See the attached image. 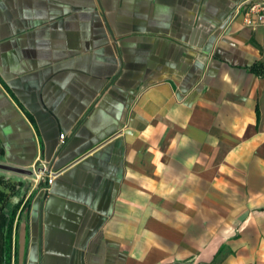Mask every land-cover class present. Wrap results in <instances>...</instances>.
Returning a JSON list of instances; mask_svg holds the SVG:
<instances>
[{
	"label": "crops",
	"instance_id": "crops-1",
	"mask_svg": "<svg viewBox=\"0 0 264 264\" xmlns=\"http://www.w3.org/2000/svg\"><path fill=\"white\" fill-rule=\"evenodd\" d=\"M242 1L0 0V162L56 172L45 192L0 171V260L264 264Z\"/></svg>",
	"mask_w": 264,
	"mask_h": 264
},
{
	"label": "built area",
	"instance_id": "built-area-1",
	"mask_svg": "<svg viewBox=\"0 0 264 264\" xmlns=\"http://www.w3.org/2000/svg\"><path fill=\"white\" fill-rule=\"evenodd\" d=\"M238 11L243 13V23L247 26L254 27L260 25L264 29V0H245L238 6ZM261 42L264 45V33L261 37ZM65 138L63 133L59 134V140L62 143ZM34 173V187L45 192L49 191V187L56 174L54 171L48 170L44 165L36 172L32 167ZM43 185L40 186V184Z\"/></svg>",
	"mask_w": 264,
	"mask_h": 264
},
{
	"label": "rangeland",
	"instance_id": "rangeland-1",
	"mask_svg": "<svg viewBox=\"0 0 264 264\" xmlns=\"http://www.w3.org/2000/svg\"><path fill=\"white\" fill-rule=\"evenodd\" d=\"M41 166L37 164L36 166L33 167V169L37 172L38 169ZM32 169V168H31ZM34 173L31 176H23V175H17V174H12L9 178L10 181L18 183V185L22 187H26L27 189L31 188V186L34 185Z\"/></svg>",
	"mask_w": 264,
	"mask_h": 264
},
{
	"label": "water",
	"instance_id": "water-1",
	"mask_svg": "<svg viewBox=\"0 0 264 264\" xmlns=\"http://www.w3.org/2000/svg\"><path fill=\"white\" fill-rule=\"evenodd\" d=\"M0 171L9 172L17 175H23V176L33 175L32 169L16 167L1 162H0Z\"/></svg>",
	"mask_w": 264,
	"mask_h": 264
},
{
	"label": "trees",
	"instance_id": "trees-1",
	"mask_svg": "<svg viewBox=\"0 0 264 264\" xmlns=\"http://www.w3.org/2000/svg\"><path fill=\"white\" fill-rule=\"evenodd\" d=\"M5 217H3L2 215H0V228L2 227V225H4V222H5V220L8 218V216L7 215H4ZM4 248L5 247H2V245L0 246V250H1V252L4 254L5 253V251H4ZM0 264H7V261H6V257H5V255H4V257H3V259H1L0 260Z\"/></svg>",
	"mask_w": 264,
	"mask_h": 264
}]
</instances>
